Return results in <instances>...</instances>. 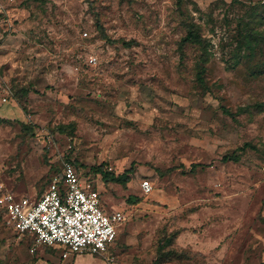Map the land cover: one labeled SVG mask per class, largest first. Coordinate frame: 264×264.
I'll list each match as a JSON object with an SVG mask.
<instances>
[{"label": "rangeland", "instance_id": "374dc122", "mask_svg": "<svg viewBox=\"0 0 264 264\" xmlns=\"http://www.w3.org/2000/svg\"><path fill=\"white\" fill-rule=\"evenodd\" d=\"M179 1L0 0V195L40 198L72 163L126 217L108 251L119 264H262L264 76L234 49L264 0ZM186 22L206 50L182 59ZM174 233L177 256L160 260ZM33 248L0 211V264L62 261L60 246Z\"/></svg>", "mask_w": 264, "mask_h": 264}, {"label": "built area", "instance_id": "2783aa9c", "mask_svg": "<svg viewBox=\"0 0 264 264\" xmlns=\"http://www.w3.org/2000/svg\"><path fill=\"white\" fill-rule=\"evenodd\" d=\"M142 189L145 195L151 194L152 182L143 181ZM101 199L99 191L83 182L76 166L68 163L40 198L1 194L0 211L18 235L32 237V252L39 247L60 246L67 250L64 259L72 253H90L115 264L107 254L126 217L121 212L107 213Z\"/></svg>", "mask_w": 264, "mask_h": 264}, {"label": "trees", "instance_id": "16d2710c", "mask_svg": "<svg viewBox=\"0 0 264 264\" xmlns=\"http://www.w3.org/2000/svg\"><path fill=\"white\" fill-rule=\"evenodd\" d=\"M40 1L43 0H33ZM182 5V0L179 1ZM264 14V6L259 5L255 7H250L247 16L240 19L237 24V35L235 39L236 47L234 49V66L246 63L248 69L254 76H264V30L261 29L264 24L263 18L257 19L259 14ZM186 36H184L179 43V51L181 53V58L185 57V48L188 46L201 48L206 50V41L201 36V27L193 22L185 23ZM129 46V45H127ZM204 62H206L204 60ZM204 67H202V72H204ZM199 80L202 82V76H199ZM259 111H264V105H257ZM252 148L250 144H245L243 147L239 148L238 151L245 152L247 149ZM227 155L223 158L224 161L238 162L239 157L235 155ZM110 174L106 175L105 178H109ZM115 180V178H113ZM119 180V179H116ZM124 182L128 181V178H124ZM177 238V234L174 233L170 237H165L158 247V256L160 260H169L177 256V252L168 250L172 247ZM34 243V240H33Z\"/></svg>", "mask_w": 264, "mask_h": 264}, {"label": "crops", "instance_id": "0c3cea01", "mask_svg": "<svg viewBox=\"0 0 264 264\" xmlns=\"http://www.w3.org/2000/svg\"><path fill=\"white\" fill-rule=\"evenodd\" d=\"M150 181V180H149ZM83 182H85V183H87V181L86 180H84L83 179ZM95 188V187H94ZM141 189H142V187H141ZM97 190V189H96ZM99 190H100V187H99ZM98 191V190H97ZM101 192V191H100ZM142 193L145 195V193L143 192V189H142ZM152 194V193H151ZM150 195V194H149ZM149 195H146V196H149ZM102 197V196H101ZM102 200V205H103V208L105 209V210H107L105 207V204H104V202H103V199H101ZM108 205V204H107ZM113 207V209L115 208V206L113 205L112 206ZM114 212H118V211H116V210H113L111 213H114ZM13 230V229H12ZM14 231V230H13ZM15 232V231H14ZM17 234V233H16ZM25 237H30L31 239H32V237L31 236H29V235H26ZM33 240V239H32ZM47 248H52V249H55V252L58 250V249H61V251H62V255H61V257H62V261H59V260H56L55 258H54V256L55 255H57L56 253H54V254H46L45 255V257H44V260L42 261V263L41 264H64V261H66V263L65 264H67V263H69V264H76V257H72V256H74V255H72V254H70L66 259H64L63 258V254L64 253H66L67 252V250L64 248V247H60V248H55V247H47ZM108 256H110V257H113L114 259H115V257L114 256H112V254H111V252H109L108 254H107ZM116 261V260H115ZM262 264H264V251H263V253H262ZM115 264H119L117 261L115 262Z\"/></svg>", "mask_w": 264, "mask_h": 264}]
</instances>
